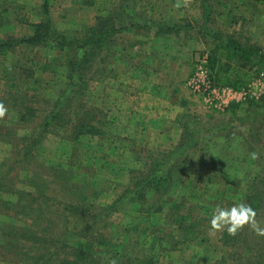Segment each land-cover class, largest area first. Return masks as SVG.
Here are the masks:
<instances>
[{"label":"rangeland","instance_id":"374dc122","mask_svg":"<svg viewBox=\"0 0 264 264\" xmlns=\"http://www.w3.org/2000/svg\"><path fill=\"white\" fill-rule=\"evenodd\" d=\"M48 1L57 29L67 36L81 37L88 28L101 22L103 25L111 21L119 23L122 19L119 13L123 14V6L129 4V15L125 14L127 22L123 24L127 29L112 37L113 46L103 51L89 70L88 94L75 99L72 109L54 126V132L45 135L41 144L33 149L32 168L15 170L10 176L13 180L3 181L0 228L12 223L26 228L31 226L32 220L15 214L20 210V201L21 205H30L37 197L39 201L33 204L34 208L43 204L41 194L23 182L39 171V166L43 171H65L62 180L61 177L48 178L46 183L52 181L67 191L71 184L67 178L75 172V180L82 192L91 198L93 206L112 204L131 179L147 171L150 152L170 151L179 145L184 132L181 121L190 115L206 124L203 130L209 128L214 134L205 141L206 145L205 142L201 144L211 158L194 148L189 152V164L171 195L159 196L149 191L144 200L126 203L119 212L112 214L104 232L110 243L108 250L120 254L117 264L132 263L134 259L128 255L134 253L139 259L152 256L160 264H264V236H258L250 225L232 247H226L220 240L225 229L210 231L214 210L244 203L246 185L248 187L257 174L264 173V114L252 117L255 108H246L249 102L261 103L264 98L257 99V95L251 94L253 97L232 101L224 111H211L185 85L187 91L178 94L185 107L178 115L177 125H170L172 132L168 128L169 133H153V130L152 133L149 130L138 133L133 129L129 133H122L121 129L107 133L106 126L108 111L113 107L111 103L120 93L116 89H123L119 82L133 83L135 75H142L146 78L143 83L153 86L181 84L183 87L187 83L199 57L215 52L216 44L211 40L207 42L200 33L204 25H208V30L234 37L245 45L260 47L264 52V0H135L133 5L124 0ZM44 4L45 0H0V38L22 39L36 35L44 18ZM208 11L212 13L210 19L206 17ZM176 24L185 27L178 30L172 27ZM218 55L222 63L215 72L224 64L217 76L219 85L234 91L250 87L253 92L261 90L262 84L258 87L253 84L264 73L259 59L239 60L225 50ZM70 58L71 52L52 44L34 48L21 45L7 56L0 55V102L8 109L3 120L9 121L5 122L9 123V128L4 124L5 132L0 133V164L14 148L8 136L29 135L34 125L52 109L68 82ZM24 76L29 79L20 82ZM235 77L246 83L238 88L225 85ZM15 79L19 83L11 89ZM116 101L120 105L121 99ZM236 104L246 105L239 112L246 119L234 122L230 109ZM21 118L28 120L19 122ZM32 119L36 123H31ZM82 119H85L83 123L95 128L99 126L98 121H103L101 134L95 135V130L90 131V128L83 129V133H68ZM161 126L165 127V123ZM176 130L180 133H175ZM229 132L234 135L232 139L226 137L225 133ZM240 133L244 137H240ZM250 133H260L257 137L261 140L251 138ZM75 135L79 146L72 144L75 137L71 136ZM252 152L258 153L256 159L251 158ZM17 189L35 196L30 193L19 200L18 193L12 191ZM48 193L49 190L45 194ZM66 199L71 201L73 197ZM51 203L53 211L61 209L56 206L57 201ZM256 220L264 227V213ZM181 225L189 228L191 236H181ZM71 242L77 243L76 240ZM105 250L99 248V256L103 257ZM100 263L112 264L106 257ZM94 264H98V259Z\"/></svg>","mask_w":264,"mask_h":264},{"label":"trees","instance_id":"16d2710c","mask_svg":"<svg viewBox=\"0 0 264 264\" xmlns=\"http://www.w3.org/2000/svg\"><path fill=\"white\" fill-rule=\"evenodd\" d=\"M124 1L132 5L135 4V0ZM48 6L49 1L45 0L44 18L38 25L36 35L22 39L13 36L0 38V55L7 56L8 53L19 48L21 45H29L34 48L52 44L61 50L71 52L67 77L68 82L60 92L57 100L53 103L52 109L38 124L34 125L32 133L27 136H17V134L15 137L8 136L9 142L14 148L9 153L10 155H7L0 164V186L4 180H13V177L10 176L15 170H28L32 168L33 149L41 144L45 135L54 132L52 131L54 126L58 125L65 113L67 114L72 109L74 100L88 94V83L90 79L88 77L89 70L96 62L98 56L103 51L107 52L111 45L113 46L114 39H112V37L116 33L127 29L123 24L127 22L125 14L129 15V4L123 6V14L119 13V15L122 16L119 23L115 24L111 21L107 23V25H103L101 22L98 26L88 28L81 37H70L60 33L51 17ZM211 14L212 13L208 11L206 17L210 19ZM131 26L133 25L131 24ZM172 27L180 30L183 29L185 25L176 24L172 25ZM200 33L205 37L207 42L212 41V44H216V48L213 49L215 52L207 55L212 77L217 84H221L219 80L217 81V76L224 67L223 64L221 69L218 70L217 73L215 72L216 67H219L222 63L218 55V52L222 50H225L233 57H239V60L245 59L247 61H252L254 59H259L260 65L264 70V52L260 47L245 45L234 37L223 35L218 31L208 30V25H204ZM27 79L29 78L24 76L20 78V82H24L23 80ZM16 80L18 79L13 80L11 89L14 88L15 83H19ZM245 83L246 81L244 79L235 77L232 81H226L225 85H232L238 88ZM261 101V103L255 101L249 102L250 104L246 107L247 109L255 108V115L252 117L264 114V99ZM245 106L246 105L239 104L232 106L230 110L233 114L234 122H236V120L246 119L241 117L239 113ZM109 119L108 117V122H106V126L108 127L107 133L116 132L115 120L112 121ZM26 120L21 118L19 122H25ZM84 120L85 119H82L78 126L71 127L68 133H83V129L90 128V131L93 129L94 132L95 130V135L101 134L100 128H104L103 121H98L99 126L95 128L90 124L83 123ZM32 121L31 123H36L33 119ZM181 122V125L184 124V126L182 125L184 127V132L179 145L170 151L150 152V164L147 171L139 178L131 179V183L126 186L124 191L108 206L95 207L90 203L91 198H88L85 193L82 192V188L75 180V172L72 173L70 178H67L68 181H71V184L68 186L67 191H64L57 183L52 184V181L49 183L45 181L61 177L64 175L65 171H61L60 169L43 171V168L39 166L40 170L35 171L34 174H31V176L23 182L28 183L30 187L35 188L36 191L41 194L40 197L43 204L39 205L38 208H34L33 204L39 201L37 197L35 200L32 199L30 205H21V201L18 203L20 210L15 216L29 218L32 220V223L28 228L19 226L17 223L3 225L2 228H0V262L13 264H94L98 259V264H101L102 258L106 257L112 264L113 262L117 264L120 260V254L114 251L112 253V251L108 250L110 249V243L107 241L106 233H104L107 226H109L111 215L119 212L120 208L124 207L126 203L144 200L146 193H150L149 191L158 193L159 196L171 195L179 181L180 175H182L183 170L186 169L189 164V152L194 148L200 150V154L204 157L211 156L204 147H201L202 143V145H204V142L208 141L209 137L214 135L209 132V128L203 130L206 124L198 122L196 118L190 115H187L186 120H182ZM104 133H106V131ZM225 134L226 137L230 139L234 137L232 132ZM250 134L251 138L261 140V137H257L260 133ZM239 135L240 137H244L243 133ZM71 137H75L74 140L72 139L73 142L67 140V138L65 140L71 141L73 146H79L76 135ZM206 143L208 142H205V145ZM212 158L214 157L212 156ZM213 162H215V160H213ZM73 180L75 181L73 182ZM63 182L67 184L65 181ZM118 186L119 185H117V187ZM137 188L139 189L135 192ZM246 188L248 189L245 193L244 204L251 205L257 211L258 217L261 213H264V173L257 174L249 182L248 187L246 185ZM47 190H49V193L45 194ZM12 191L18 193L19 200H22V197L30 193V196H35L32 192L23 191L21 189ZM55 193L56 196H54ZM57 196H60V199H58ZM67 196H72L73 200L67 201ZM52 200L58 202L56 206L61 208L59 211H53L52 208L54 205L51 203ZM27 203H30V199ZM10 206L14 207L11 204ZM25 210H27V212H25ZM248 227L249 226H245L236 235H230L225 229L220 237L221 242L226 247L234 246L241 240ZM179 228L182 237L184 235L186 237L189 235L191 236L188 232L190 231L189 228H185L183 225ZM193 239H195V236ZM73 240H76L77 243H72L71 241ZM179 243H181V241H179ZM99 248L101 250L106 249L103 251V257L99 256ZM134 255H128L131 259H134L132 263L128 264H160L158 260L152 256L139 259V256Z\"/></svg>","mask_w":264,"mask_h":264},{"label":"crops","instance_id":"0c3cea01","mask_svg":"<svg viewBox=\"0 0 264 264\" xmlns=\"http://www.w3.org/2000/svg\"><path fill=\"white\" fill-rule=\"evenodd\" d=\"M134 78L136 80L133 83H123V85L121 84L122 81L119 82V87L123 89H116L120 93L115 95L111 103L114 110L113 107L109 109V120H115L117 130L121 129L120 132L122 133H129L130 129L138 133H146V130L151 133L152 130L153 133H169L168 128H172L170 125H177L178 115L185 107L178 94L187 91L185 87L187 83L185 82L183 87L181 84L172 86L170 84H162V86L157 84L153 86L144 84L143 79L146 78L142 75H135ZM126 79L127 76L125 75ZM119 99H121L120 105L116 101ZM116 105L118 106L117 109ZM5 122L9 121L0 118V133L5 132L4 124H6V128H9V123ZM164 123L165 127L161 126ZM177 130L175 133H180Z\"/></svg>","mask_w":264,"mask_h":264},{"label":"built area","instance_id":"2783aa9c","mask_svg":"<svg viewBox=\"0 0 264 264\" xmlns=\"http://www.w3.org/2000/svg\"><path fill=\"white\" fill-rule=\"evenodd\" d=\"M208 63V55H201L196 62L194 73L187 80L188 90L207 110L224 111L232 101L239 102L238 100L252 96L251 94L257 95V99L264 97V73L261 74L259 81L253 83L257 87L262 84L261 90L253 92V87H250L248 90L234 91L216 83Z\"/></svg>","mask_w":264,"mask_h":264},{"label":"clouds","instance_id":"9594fccd","mask_svg":"<svg viewBox=\"0 0 264 264\" xmlns=\"http://www.w3.org/2000/svg\"><path fill=\"white\" fill-rule=\"evenodd\" d=\"M8 112L3 102H0V118ZM252 159L258 157V153H250ZM257 211L248 204L233 205L230 208L217 207L210 220V231L226 229L230 235H236L245 226H251L258 236H264V227H261L257 220ZM115 264V262H113Z\"/></svg>","mask_w":264,"mask_h":264}]
</instances>
